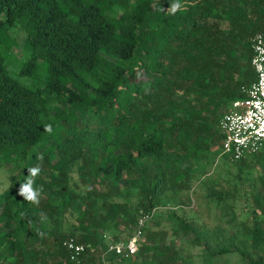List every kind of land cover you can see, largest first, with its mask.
I'll list each match as a JSON object with an SVG mask.
<instances>
[{
  "label": "trees",
  "instance_id": "16d2710c",
  "mask_svg": "<svg viewBox=\"0 0 264 264\" xmlns=\"http://www.w3.org/2000/svg\"><path fill=\"white\" fill-rule=\"evenodd\" d=\"M176 2L0 0V165L9 181L0 193V264H73L63 239L97 252L105 230L119 239L118 221L131 235L167 191L190 190L192 161L217 157L218 120L255 79L250 39L264 36V0H179L173 13ZM219 157L241 171L264 162V145ZM35 166L38 204L17 195ZM227 196L213 187L204 194L216 205ZM251 199L261 217L247 244L209 245L175 209L170 233L191 232L210 256L236 252L264 264V176ZM155 234L145 228L131 256L89 254L87 264H176L165 232Z\"/></svg>",
  "mask_w": 264,
  "mask_h": 264
},
{
  "label": "rangeland",
  "instance_id": "374dc122",
  "mask_svg": "<svg viewBox=\"0 0 264 264\" xmlns=\"http://www.w3.org/2000/svg\"><path fill=\"white\" fill-rule=\"evenodd\" d=\"M220 25L225 26V23L221 22ZM10 34L20 45L22 41L20 30L14 28L10 30ZM12 51L18 53V47H13ZM20 80L35 85L26 78ZM258 161L250 160L249 167H243L238 171L235 162L225 161L220 157L215 158L213 155L195 159L192 161L193 175L190 179V190L182 192L181 195L167 191L164 202L156 207L157 209H152L150 217L140 226L139 237L141 238L145 228L155 231V237L164 231V242L169 243L176 252V264H246L236 252L210 256L204 252L201 245L194 242L191 232L186 235L170 233L171 223L167 211L175 209L177 214L184 217L196 229L197 237L203 238L202 240L209 245H216L222 239L226 241L229 237L243 239L247 244L249 237L247 228L261 217L251 199V192L256 190L260 185V178L264 176V162ZM5 167L6 165H0V193L9 183ZM17 170H11V173L14 174ZM212 187L228 193L226 200L220 205L204 197L205 192ZM123 227V223L118 221L117 228L122 232L118 240H125L135 231L134 229L131 235H127V230ZM116 238L111 229L105 230L100 237V247L97 249ZM244 247L248 248L245 244ZM248 250L250 251L249 248Z\"/></svg>",
  "mask_w": 264,
  "mask_h": 264
},
{
  "label": "built area",
  "instance_id": "2783aa9c",
  "mask_svg": "<svg viewBox=\"0 0 264 264\" xmlns=\"http://www.w3.org/2000/svg\"><path fill=\"white\" fill-rule=\"evenodd\" d=\"M250 48V65L255 79L243 89L244 96L231 101L218 120L222 137L218 144L217 157L226 155L231 160H237L257 152L264 145V36L260 33L254 34L250 39ZM152 211L137 219L135 231L130 237L108 242L97 252L89 244L78 243L72 238L63 239L61 245L67 251L68 260L73 264H87L89 254H95L101 261L105 260L108 253L133 255L140 226L150 217Z\"/></svg>",
  "mask_w": 264,
  "mask_h": 264
},
{
  "label": "clouds",
  "instance_id": "9594fccd",
  "mask_svg": "<svg viewBox=\"0 0 264 264\" xmlns=\"http://www.w3.org/2000/svg\"><path fill=\"white\" fill-rule=\"evenodd\" d=\"M172 12L174 13L179 7V0L176 3L170 5ZM43 131L51 134L53 131L52 125L45 124L43 125ZM42 159V157H41ZM41 169L39 166L27 168V176L19 184L17 195L23 197L25 201L31 202L33 204L39 203V193L42 191L41 188H35L33 185L35 183V177L40 173Z\"/></svg>",
  "mask_w": 264,
  "mask_h": 264
}]
</instances>
